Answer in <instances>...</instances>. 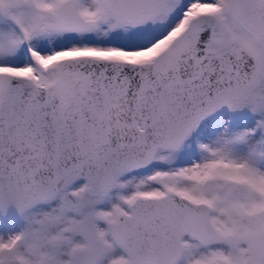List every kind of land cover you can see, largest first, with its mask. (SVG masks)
<instances>
[{
    "label": "snow or ice",
    "instance_id": "snow-or-ice-1",
    "mask_svg": "<svg viewBox=\"0 0 264 264\" xmlns=\"http://www.w3.org/2000/svg\"><path fill=\"white\" fill-rule=\"evenodd\" d=\"M0 264H264V0H0Z\"/></svg>",
    "mask_w": 264,
    "mask_h": 264
}]
</instances>
